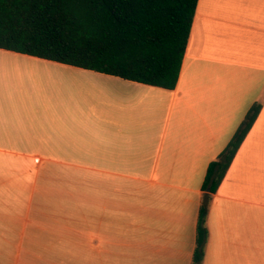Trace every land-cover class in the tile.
Returning a JSON list of instances; mask_svg holds the SVG:
<instances>
[{
    "label": "crops",
    "instance_id": "0c3cea01",
    "mask_svg": "<svg viewBox=\"0 0 264 264\" xmlns=\"http://www.w3.org/2000/svg\"><path fill=\"white\" fill-rule=\"evenodd\" d=\"M9 60L86 86L48 91L60 108L12 97ZM255 104L209 194V166ZM43 164L76 176L79 197L44 192ZM208 194L202 264H264V0H199L172 90L0 49V264H192Z\"/></svg>",
    "mask_w": 264,
    "mask_h": 264
},
{
    "label": "trees",
    "instance_id": "16d2710c",
    "mask_svg": "<svg viewBox=\"0 0 264 264\" xmlns=\"http://www.w3.org/2000/svg\"><path fill=\"white\" fill-rule=\"evenodd\" d=\"M199 0H0V49L172 90L176 87ZM260 105L208 168L215 193ZM200 208L192 264L208 242V204Z\"/></svg>",
    "mask_w": 264,
    "mask_h": 264
},
{
    "label": "rangeland",
    "instance_id": "374dc122",
    "mask_svg": "<svg viewBox=\"0 0 264 264\" xmlns=\"http://www.w3.org/2000/svg\"><path fill=\"white\" fill-rule=\"evenodd\" d=\"M7 80H4L3 87L7 88L12 93H20L26 96L27 93H33L38 96L41 105L48 107L60 108L64 105H69L63 96L58 99L55 97L51 100L46 99L48 91L56 94L64 93L66 89L81 88L86 86L85 83L79 81V78L70 72H59L44 67H29L19 62L8 61L6 64ZM75 68V67H74ZM26 83V84H25ZM30 83V85H29ZM6 85V86H5ZM12 102V100H11ZM46 164L40 166L39 182L42 185V190L51 197H79L76 191V176H66L64 174H55L52 169L47 168ZM73 180V188L70 190V180ZM67 180V181H66Z\"/></svg>",
    "mask_w": 264,
    "mask_h": 264
},
{
    "label": "bare ground",
    "instance_id": "6f19581e",
    "mask_svg": "<svg viewBox=\"0 0 264 264\" xmlns=\"http://www.w3.org/2000/svg\"><path fill=\"white\" fill-rule=\"evenodd\" d=\"M83 71V70H82ZM26 84V83H25ZM29 85H30V83H29ZM6 86V85H5ZM134 87V86H133ZM136 89H140V88H136ZM142 89V88H141ZM146 90V89H145ZM7 91V90H6ZM21 93V92H20ZM19 95V94H18ZM22 95H23V93H22ZM22 95H20L19 97H21ZM12 97H13V95H12ZM15 97H17V96H15ZM22 98V97H21ZM15 100V99H14ZM11 102V101H10ZM25 104V103H24ZM26 105V104H25ZM30 106V105H29ZM42 120H44V119H42ZM33 124V123H32Z\"/></svg>",
    "mask_w": 264,
    "mask_h": 264
}]
</instances>
